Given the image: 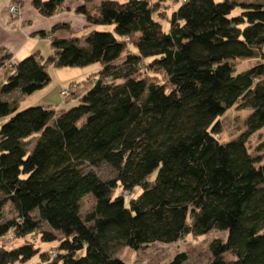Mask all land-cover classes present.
<instances>
[{"label": "trees", "instance_id": "trees-1", "mask_svg": "<svg viewBox=\"0 0 264 264\" xmlns=\"http://www.w3.org/2000/svg\"><path fill=\"white\" fill-rule=\"evenodd\" d=\"M63 1L30 2L51 16ZM156 7L150 0H101L94 14L80 7L88 24L112 32L60 38L54 34L67 26L54 25L39 33L52 53L15 63L1 84L0 239L32 238L1 248L0 264H127L115 256L122 248L214 231L226 238L210 243L208 264H264V156L246 146L264 127V4L180 0L167 27ZM9 58L0 55V68ZM248 59L259 62L237 72L234 62ZM93 64L99 69L68 110H18V100L4 99L44 88L48 66ZM234 106L249 111L245 130L220 142L219 119ZM102 166L111 177H100ZM86 196L94 204L81 216ZM186 260L178 254L168 264Z\"/></svg>", "mask_w": 264, "mask_h": 264}, {"label": "rangeland", "instance_id": "rangeland-1", "mask_svg": "<svg viewBox=\"0 0 264 264\" xmlns=\"http://www.w3.org/2000/svg\"><path fill=\"white\" fill-rule=\"evenodd\" d=\"M0 0V5H1ZM31 0H26L22 4V12L25 20H29L30 23L25 24L24 32L29 35L30 39L27 42L25 51L18 56H14L15 63L26 58L30 54L39 51L42 57H48L52 51L47 38L35 37L32 33H27L31 30L37 31L43 30L48 32L54 25L65 24L67 28L60 30L58 32V37L69 38L70 36L82 37L89 32L96 30L97 32H112V26H92L87 23L86 16L84 13L77 11L78 8L84 7L89 14H94L97 4L101 0H64L57 12L51 16L41 15L34 7L31 6ZM120 2L126 0H118ZM157 1L158 17H160V23L167 27L164 18L170 15L171 11L174 10L180 3V0H150ZM219 1V0H215ZM240 2H257L259 4H264V0H236ZM16 3L18 11L16 15L11 16L8 7V23L6 29L14 30L15 24L20 20V7ZM31 12L34 13V17L31 16ZM1 22V21H0ZM1 27V23H0ZM23 31V29H22ZM13 34L18 36L23 34L21 31H12ZM34 33V32H33ZM25 34H23V40H25ZM127 50H133L131 47ZM264 52V47H263ZM12 58V57H11ZM259 62L258 59H248V60H237L234 62L237 72L244 71L249 67L253 66L255 63ZM5 75L12 74V69L8 67L6 61L4 66L1 68ZM99 69L98 64L89 65L84 68H54L52 66L47 67V73L49 74L51 80L50 82L41 90H38L31 95L25 96L26 99L22 98L18 101V110L26 109L33 106H42V104H49L48 106L53 110H68L69 108L76 106L78 104V97L89 87L85 85L86 79ZM161 78V77H158ZM75 86H72L74 85ZM75 90L73 95L71 94L70 88ZM62 90L68 91L69 94L66 97L59 95ZM74 92V91H73ZM7 100L6 97H4ZM47 106V105H46ZM248 110L239 109L234 106L227 110L222 117H220V127L221 131L217 138L220 142H227L239 136L244 130L243 121L248 114ZM6 120L0 118V124L2 125ZM0 125V126H1ZM247 149L252 156H264V127L256 131L249 136L246 143ZM99 175L101 178L111 177L110 170L102 166L99 170ZM126 198L131 195L124 193ZM93 201L88 197H84L80 203V214L85 215L92 207ZM6 209H10L8 206ZM43 230H47L43 227ZM48 231V230H47ZM32 237L28 236L24 239H17L12 234H8L2 239H0V249H13L25 243V240H30ZM226 238V233L222 231L210 232L207 235L199 238L192 236H187L175 244L162 245L153 244L147 246L144 249L133 251L130 249L122 248L116 253V257L120 258L127 264H168L176 255L185 254L187 260L183 264H208L211 259V254L209 251V245L214 240L223 241ZM37 245L46 250H50V246L42 245L37 243ZM226 259H230L229 255H225ZM38 259L34 258L27 264H37Z\"/></svg>", "mask_w": 264, "mask_h": 264}, {"label": "crops", "instance_id": "crops-1", "mask_svg": "<svg viewBox=\"0 0 264 264\" xmlns=\"http://www.w3.org/2000/svg\"><path fill=\"white\" fill-rule=\"evenodd\" d=\"M26 0H2L1 1V5H0V23H1V27H0V55L1 54H7L9 53L14 61V56H18L20 55L21 53H23L25 51V48L27 46V42L29 41L30 37L29 35L25 34L26 30H24V25L27 24V23H30L29 20H25L24 19V16H23V12L21 10L22 8V4L25 2ZM16 3H19V7H20V20L15 24L14 26V30L12 31H21L23 32V34H25V40H23V34H19L18 36H16L15 34H13V32L9 29H6V25L8 23V7L9 6H12V5H15ZM31 16L34 17V13L31 12ZM23 29V31H22ZM34 32V33H33ZM40 32H43V30H38L37 31H34V30H31V32H27V33H32L33 36L35 37H38L39 36V33ZM59 32V31H58ZM58 32H56L54 34V36H57L58 35ZM41 37V36H39ZM58 37V36H57ZM49 41V39H48ZM37 52V51H36ZM39 52V51H38ZM27 52L25 51V54ZM15 62V61H14ZM9 74V73H8ZM4 71L0 68V86L2 83L5 82L6 78L8 77ZM59 95H60V92H59ZM7 98L8 101H12V100H20L22 98L23 99H26L25 96L24 97H20L18 92H13L9 95H6L4 96ZM48 106L49 104H42V106ZM1 125V124H0Z\"/></svg>", "mask_w": 264, "mask_h": 264}, {"label": "built area", "instance_id": "built-area-1", "mask_svg": "<svg viewBox=\"0 0 264 264\" xmlns=\"http://www.w3.org/2000/svg\"><path fill=\"white\" fill-rule=\"evenodd\" d=\"M16 11H18L17 6L12 5V6L9 7V12L11 13L10 14L11 16H14V14L16 15V13H17ZM6 63L8 65V67H10L12 69V71L14 72V70H15V62L13 61V59L9 58L8 60H6ZM60 95L62 97H66L67 96V92L65 90H63V91L60 92Z\"/></svg>", "mask_w": 264, "mask_h": 264}]
</instances>
